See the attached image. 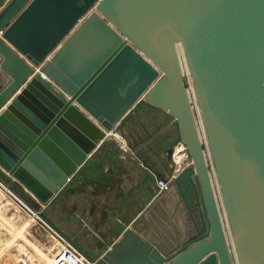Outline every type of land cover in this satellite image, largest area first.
<instances>
[{"label": "water", "instance_id": "1", "mask_svg": "<svg viewBox=\"0 0 264 264\" xmlns=\"http://www.w3.org/2000/svg\"><path fill=\"white\" fill-rule=\"evenodd\" d=\"M0 81V182L39 213L134 104L175 121L94 264H264V0H0Z\"/></svg>", "mask_w": 264, "mask_h": 264}, {"label": "crops", "instance_id": "2", "mask_svg": "<svg viewBox=\"0 0 264 264\" xmlns=\"http://www.w3.org/2000/svg\"><path fill=\"white\" fill-rule=\"evenodd\" d=\"M137 104L142 105L143 114L141 115L145 120L135 116L129 121H124ZM157 122L162 123L160 127L156 124ZM124 123L126 126L123 125ZM175 124L173 118L164 110L145 102L134 104L112 131L116 134H125L126 138L123 139L120 135L116 136L112 133L102 138L52 196L50 201L53 203L58 199L62 200L63 208H59L63 211L68 209V213H73L72 215L78 217L82 215L83 225H87V222L98 225L99 243L102 244L99 253L117 239L121 230L157 190L156 178L151 169L157 170L161 176L162 173H167L166 168L155 159L145 162L134 159L129 148L141 142L134 135L144 129L148 134L166 131L174 133L176 132ZM182 154L183 165H186L189 157L184 152ZM67 184H70L68 188L65 187ZM62 195L65 196L62 197ZM67 200L68 202H65ZM7 217L8 212L0 211L1 222L10 227L12 222ZM111 218L113 223L109 222ZM60 232L71 241V236L64 234L62 230Z\"/></svg>", "mask_w": 264, "mask_h": 264}, {"label": "rangeland", "instance_id": "3", "mask_svg": "<svg viewBox=\"0 0 264 264\" xmlns=\"http://www.w3.org/2000/svg\"><path fill=\"white\" fill-rule=\"evenodd\" d=\"M182 59V58H181ZM182 71H183V80L185 81V85L187 84V80L189 81V76L186 73L185 65L182 60ZM142 105L137 104L131 111V113L126 116L124 121L131 120L133 117L137 116L140 117L141 120H145L143 115V111L141 110ZM161 126L160 123H156ZM124 126L125 123L123 124ZM123 125L121 127H123ZM164 128V126H163ZM176 128V124H175ZM145 129L140 132V134L145 133ZM156 134V132L152 133ZM120 137L123 139L126 138L125 134H119ZM153 136V135H152ZM67 184V187L68 188ZM72 185V184H71ZM66 194V193H65ZM65 195H62L64 197ZM84 196V195H83ZM68 199V198H67ZM4 197L3 195H0V211L2 213L9 212L8 219L18 224L22 221V217L24 213L20 211L12 202ZM65 202H68L65 201ZM63 202L62 200H56L54 203L49 201L47 204H45L40 209V215L50 221V223L55 224L60 230L63 231L64 234L71 236V241L74 243L82 252L86 253L90 258H95L98 253L101 250L102 244L100 242V232L98 229V225L91 224L90 222H87V225H83L81 220H84L83 216L80 215L79 217L76 215H72L73 213H68V209L63 211L61 208ZM61 207V208H59ZM82 216V217H81ZM53 221V222H52ZM110 223H113L114 221L112 218L109 220ZM56 227V228H57ZM57 228V230L60 232V230ZM61 233V232H60ZM10 235V229L7 225L1 222L0 220V249L3 241L8 238ZM24 237L28 238L31 242L35 243L36 246L43 252H46V249L48 248L45 240H44V232L43 230L37 225V224H31L30 227L27 226V233H24ZM23 249H21L18 245H12L9 248V252L12 254H24L21 252ZM26 254V253H25Z\"/></svg>", "mask_w": 264, "mask_h": 264}, {"label": "built area", "instance_id": "4", "mask_svg": "<svg viewBox=\"0 0 264 264\" xmlns=\"http://www.w3.org/2000/svg\"><path fill=\"white\" fill-rule=\"evenodd\" d=\"M34 71L39 72L42 78H46L44 74L38 71V67H36ZM175 146H177L179 149L178 152L185 153L180 143L176 144ZM173 157V160L176 161L174 154ZM188 163L189 161L187 164ZM172 175L173 172L170 176ZM155 182L158 188L165 187V182L162 179L157 178ZM22 204L25 205L24 203ZM25 206L27 209H29V211L37 213V219L31 221L28 226L30 227L31 224H37L43 230L44 240L48 246L46 252L43 253L50 257L49 261L46 263H40L38 260H32L31 255L29 257L26 254H12L9 252V249H7L0 251V264H94V258H90L84 254L69 240V238L61 234L45 220H43L37 210L31 209L27 205Z\"/></svg>", "mask_w": 264, "mask_h": 264}, {"label": "bare ground", "instance_id": "5", "mask_svg": "<svg viewBox=\"0 0 264 264\" xmlns=\"http://www.w3.org/2000/svg\"><path fill=\"white\" fill-rule=\"evenodd\" d=\"M179 53V52H178ZM181 68H182V60L181 55L179 53ZM188 74V73H187ZM189 76V75H188ZM116 136H118L116 134ZM177 150V147H176ZM183 154L180 152H175V159L180 160ZM0 194H3L10 202H12L20 211L24 213L23 219L20 223L15 224L12 222V225L9 227L10 235L3 241L2 250H7L12 245H18L23 249L21 252L26 253L27 256H32V260H38L40 263H46L49 261V256L44 254L35 243L28 240V238L24 237V233H27V226L31 223V221L37 219V213L29 211L25 205H23L19 199L7 189V187L0 183ZM9 202V203H10ZM9 214V212H8ZM30 253V254H29Z\"/></svg>", "mask_w": 264, "mask_h": 264}, {"label": "flooded vegetation", "instance_id": "6", "mask_svg": "<svg viewBox=\"0 0 264 264\" xmlns=\"http://www.w3.org/2000/svg\"><path fill=\"white\" fill-rule=\"evenodd\" d=\"M131 134H133V133H131ZM136 135H134V136H136V138L138 140L143 141L145 138H149L151 136V133L150 134H148L147 132L146 133H142V134L137 133Z\"/></svg>", "mask_w": 264, "mask_h": 264}, {"label": "trees", "instance_id": "7", "mask_svg": "<svg viewBox=\"0 0 264 264\" xmlns=\"http://www.w3.org/2000/svg\"><path fill=\"white\" fill-rule=\"evenodd\" d=\"M142 102V101H141ZM138 103H140V101L138 102ZM41 218L43 219V220H45L49 225H51L53 228H55L56 230H57V228L53 225V224H51L50 223V221H48L47 219H45L44 217H42L41 216ZM58 231V230H57ZM88 256V255H87Z\"/></svg>", "mask_w": 264, "mask_h": 264}]
</instances>
